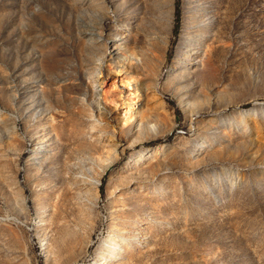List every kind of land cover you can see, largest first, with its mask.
Masks as SVG:
<instances>
[{"label": "rangeland", "instance_id": "1", "mask_svg": "<svg viewBox=\"0 0 264 264\" xmlns=\"http://www.w3.org/2000/svg\"><path fill=\"white\" fill-rule=\"evenodd\" d=\"M0 264H264V0H0Z\"/></svg>", "mask_w": 264, "mask_h": 264}, {"label": "bare ground", "instance_id": "2", "mask_svg": "<svg viewBox=\"0 0 264 264\" xmlns=\"http://www.w3.org/2000/svg\"><path fill=\"white\" fill-rule=\"evenodd\" d=\"M129 111H130V108L126 111L127 113L126 114H129ZM131 113V112H130ZM127 116V115H126ZM129 116H131L130 114L126 117V121L129 120ZM129 118V119H128ZM128 122V121H127Z\"/></svg>", "mask_w": 264, "mask_h": 264}]
</instances>
